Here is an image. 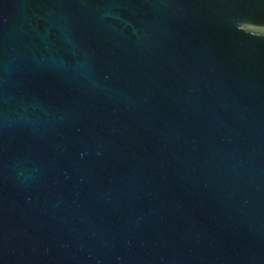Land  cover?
I'll return each mask as SVG.
<instances>
[{
	"label": "water",
	"instance_id": "1",
	"mask_svg": "<svg viewBox=\"0 0 264 264\" xmlns=\"http://www.w3.org/2000/svg\"><path fill=\"white\" fill-rule=\"evenodd\" d=\"M0 264H264V0H0Z\"/></svg>",
	"mask_w": 264,
	"mask_h": 264
}]
</instances>
